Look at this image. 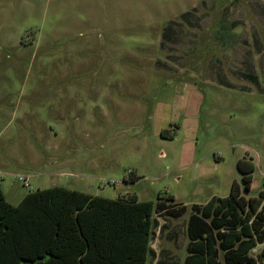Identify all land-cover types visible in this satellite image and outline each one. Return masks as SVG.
<instances>
[{
    "label": "rangeland",
    "instance_id": "374dc122",
    "mask_svg": "<svg viewBox=\"0 0 264 264\" xmlns=\"http://www.w3.org/2000/svg\"><path fill=\"white\" fill-rule=\"evenodd\" d=\"M238 160L258 196L264 0H0L8 203L57 186L184 204L153 214L147 262L183 264L191 205L241 192Z\"/></svg>",
    "mask_w": 264,
    "mask_h": 264
},
{
    "label": "trees",
    "instance_id": "16d2710c",
    "mask_svg": "<svg viewBox=\"0 0 264 264\" xmlns=\"http://www.w3.org/2000/svg\"><path fill=\"white\" fill-rule=\"evenodd\" d=\"M164 135V134H163ZM243 190L192 204L183 264H264L249 251L264 243V189L248 196L252 163L237 161ZM173 200L171 195L168 198ZM183 213L184 204L116 199L64 187L27 192L12 205L0 190V264H147L155 211ZM173 212V213H172Z\"/></svg>",
    "mask_w": 264,
    "mask_h": 264
},
{
    "label": "built area",
    "instance_id": "2783aa9c",
    "mask_svg": "<svg viewBox=\"0 0 264 264\" xmlns=\"http://www.w3.org/2000/svg\"><path fill=\"white\" fill-rule=\"evenodd\" d=\"M21 179V178H20ZM24 183L27 184V182L24 180Z\"/></svg>",
    "mask_w": 264,
    "mask_h": 264
}]
</instances>
